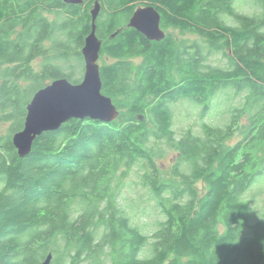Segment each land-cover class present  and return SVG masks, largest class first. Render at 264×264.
Returning <instances> with one entry per match:
<instances>
[{
  "label": "trees",
  "instance_id": "trees-1",
  "mask_svg": "<svg viewBox=\"0 0 264 264\" xmlns=\"http://www.w3.org/2000/svg\"><path fill=\"white\" fill-rule=\"evenodd\" d=\"M94 1L0 0V264L48 253L49 264H264V214L245 197L264 173V0L252 14L237 0H99L100 58L112 60L100 65L102 92L119 115L70 118L18 156L12 135L33 93L82 78ZM146 4L162 28L199 39L148 40L127 25ZM218 55L224 65L209 62ZM227 93L242 102L224 126L175 136L171 103L188 100L203 117ZM135 166L163 215L150 234L118 203Z\"/></svg>",
  "mask_w": 264,
  "mask_h": 264
},
{
  "label": "water",
  "instance_id": "water-1",
  "mask_svg": "<svg viewBox=\"0 0 264 264\" xmlns=\"http://www.w3.org/2000/svg\"><path fill=\"white\" fill-rule=\"evenodd\" d=\"M65 3L81 4L83 0H63ZM100 10L95 0L90 10L91 29L81 47L83 75L79 82L66 77L52 79L36 90L26 104L23 127L13 133L12 143L19 157L28 155L35 138L45 131L56 130L70 118H91L110 122L117 118L119 109L110 96L102 92L100 65L101 39L96 35L95 20ZM160 12L153 4L138 5L128 26L133 27L148 40L159 41L166 36L160 24ZM48 253L41 264H49Z\"/></svg>",
  "mask_w": 264,
  "mask_h": 264
},
{
  "label": "rangeland",
  "instance_id": "rangeland-1",
  "mask_svg": "<svg viewBox=\"0 0 264 264\" xmlns=\"http://www.w3.org/2000/svg\"><path fill=\"white\" fill-rule=\"evenodd\" d=\"M237 2L238 9L245 13H259L261 10L260 4L257 2L255 3L254 0H237ZM49 16H52V14H49ZM163 29L166 34L171 33L174 38L182 40L183 42H190L194 39H199L196 34L192 32H181L178 28L166 27ZM140 60V58H136L133 62L138 64ZM104 61L111 62L112 60L109 58H99V65L103 64ZM209 62L219 65L225 64V60L221 55H218L213 59L209 58ZM81 75H83V67ZM47 83H49V81ZM230 90L232 91V89ZM233 97L234 94L232 93L224 94L226 103L225 101L224 103H221L220 105L222 107H220L219 104H212L211 109H209L203 117H200L199 114L201 106H197L188 100H178L171 103L170 107L173 112V129L175 130V136H180L189 127H192L196 133L200 132L202 121L218 126H224L230 119L228 108L230 110L233 105L239 106L242 102L240 97L239 99L235 98V100ZM214 105L217 107L214 108ZM6 125L7 124L4 123L3 128H5ZM235 138H237V136ZM172 159V152L162 159L159 157V167L168 169L170 164H172ZM136 169L137 166H135L124 178L119 190L118 203L124 213L129 217L132 224L138 226L144 233L150 234L156 228L157 221L163 218V215L159 211L156 201L149 193L147 187L140 183L139 170L136 171ZM257 179L258 180L254 185L245 192V197L247 199H252L253 211L258 217L264 214V173L259 175ZM148 247V245L144 247L145 252L148 250Z\"/></svg>",
  "mask_w": 264,
  "mask_h": 264
}]
</instances>
